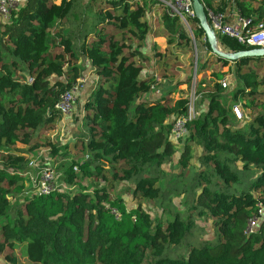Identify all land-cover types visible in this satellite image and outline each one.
Listing matches in <instances>:
<instances>
[{"label":"trees","instance_id":"trees-1","mask_svg":"<svg viewBox=\"0 0 264 264\" xmlns=\"http://www.w3.org/2000/svg\"><path fill=\"white\" fill-rule=\"evenodd\" d=\"M202 3L216 12H236L251 24L264 23V0ZM144 4L25 0L0 26V258L8 264H18L16 245H25L30 264H264V92L259 89L264 57L231 62L216 56L222 68L233 63L235 86L222 93L224 73L213 71L207 109L188 123L189 142L178 161L182 169L176 177H184L195 169L190 148L199 147L191 191L221 242L173 259L171 249L186 239L192 221L180 216L162 221L141 202H126L125 194L132 202L164 197L156 185L166 178L163 166L175 152L172 119L185 115L189 101L171 94L139 101L155 84L154 77H141L140 49L151 33ZM193 23L191 37L178 19L164 16L167 44L190 49L204 41L210 49L198 19ZM219 43L230 53L254 49L228 36ZM81 60L89 62L96 80L83 105V132L71 147L84 159L64 163L61 182L75 189L30 194L25 155L47 147L52 156L68 158L46 135L60 120L61 97L81 77ZM237 105L250 111L244 126L233 112ZM245 179L253 181L241 195L228 191ZM182 189L170 199L183 195ZM254 219L259 225L248 232Z\"/></svg>","mask_w":264,"mask_h":264},{"label":"rangeland","instance_id":"rangeland-1","mask_svg":"<svg viewBox=\"0 0 264 264\" xmlns=\"http://www.w3.org/2000/svg\"><path fill=\"white\" fill-rule=\"evenodd\" d=\"M102 1L104 2V0ZM213 2L214 5L215 1ZM8 17V13L3 14L2 12H0V26L8 20ZM194 27L196 26L194 25ZM157 29L159 31H157L156 35L162 36L165 39V41L162 42L163 44L155 45L161 46L159 48L165 51V53H160L157 56V72L161 78L166 79V85H176L175 88L172 89V93L170 92V94H174L171 98H173L174 100H177L180 97L194 99V97L196 96V108L198 109L199 114L202 113L203 108L201 107L204 103V100H206L205 94L212 91L209 86V83L211 84L214 81L212 79V73L213 71H216L218 69H222L224 73V76L220 80V84H222L221 82L223 81L227 83V88H223L221 85V92L226 93V95H228L232 88H234L235 78L232 74L233 63L230 62L229 66L222 68L221 65L217 63V58L213 54L211 48L208 49L204 45V41L193 43L190 49L167 44L166 37L168 33L167 29H165L162 24V20L158 21ZM216 45L222 47V50L219 51L229 52L219 43V38L216 39ZM263 74L264 69L262 71V75ZM259 89L261 92H264V86H261ZM79 98L80 97H77L76 102L74 104V109H72L71 112V118L75 126L71 129L72 134H74L75 132L76 134L79 133L80 124L83 116L85 115V113L84 115H82V110H84L83 106H81L82 103H80V105L77 103V100H79ZM84 102L85 101L83 100V103ZM249 112V110L242 111L243 118L242 120L238 121L240 125H245V120ZM53 130L48 131L46 135L52 142L53 140L51 137L48 136V134ZM72 134H69V136ZM188 142L189 132L183 140L176 144L173 143L174 150L175 147L179 146L176 149L177 153L175 151L172 154L171 162L169 164H166L163 168L164 172L167 174L166 178L161 180L160 183H157L156 185L161 188L162 192L165 193L164 197L161 200L141 201L140 199H136L132 202L128 194L124 195L128 204L137 205L141 202L143 208L146 209L152 217L159 218L160 220L162 219V221H170L174 219L175 216H180L181 219L186 222L192 221L193 224L189 230V235L179 246H175L171 249L169 257L173 259L186 256L187 252L190 251L193 247H202L204 243L209 245V247H214L215 245L221 242L218 230L212 225V222L208 220L207 216L204 213H201L202 205L198 204L197 202L198 196L197 198H194V195L191 191L192 185H194L195 183L192 178L194 177V174L198 169V164H196V161L197 156L199 155V147L196 146V144L190 148L192 158L189 163L195 169H191L190 171L188 169V172H186L184 177H176L181 173L182 166L178 163V161L180 160V157H182V152L185 150V145H187ZM18 146L21 147L23 145L18 144ZM179 151L180 153H178ZM68 153V158L73 157V160L79 161L84 159L83 154H79L78 151L75 150L73 151V149H71L70 147ZM51 156L52 155L50 149L47 147H43L40 150L33 152L32 154L25 155L24 157L26 160V164L30 161H38L41 164H49ZM57 163L58 166L56 173L58 174V180L61 182L63 180L64 172L67 168L68 162H63L60 164V162L57 161ZM252 181H248L247 179H245L240 185L232 186L228 191L230 193H234L235 195H241L244 191L249 189V185L252 183ZM87 184L92 185L91 187H93L94 185L91 181H87ZM117 188L118 186L114 188V191L112 192L113 194L117 193ZM180 188H185L182 189V191H184L183 195L170 199V196L174 194L175 189ZM262 215L264 216V210L262 212ZM258 225L259 220L255 224L253 229H255ZM14 254L18 258V264H30L26 256L25 245H16ZM0 264L8 263L4 260V258H0Z\"/></svg>","mask_w":264,"mask_h":264},{"label":"built area","instance_id":"built-area-1","mask_svg":"<svg viewBox=\"0 0 264 264\" xmlns=\"http://www.w3.org/2000/svg\"><path fill=\"white\" fill-rule=\"evenodd\" d=\"M200 1L202 2V0ZM24 3L25 0H0V12L7 14L10 9ZM143 7L145 14L144 18L148 22L151 32L157 30L156 25L158 21L162 20L164 16H168L172 19H178L186 32L193 37L194 25L192 24H194L193 21L197 17L192 0H145ZM205 11H207V16L210 21L209 26L216 39L221 36H228L236 39L240 44L247 47L264 49V23L251 24L250 20L240 17L236 12L228 14L227 10L225 12H216L214 9L205 8ZM152 77L155 78V84H157L159 79L156 76ZM221 83L223 88H227V83L225 81ZM155 84L152 87V91L156 89ZM81 88V82L78 81L73 89L69 90L61 97L56 107L62 116H69L71 114L76 94ZM196 100V96L194 99L190 98L185 115L177 116L172 119V128L169 136L172 144L180 142L187 136L189 132L188 123L196 119L199 115V111L195 105ZM233 112L238 120L242 119L243 113L239 105L233 108ZM54 163L41 164L38 161H30L26 164L24 178L26 181V188L30 194L50 195L55 190L71 192L75 189V186L58 180V174L56 173L57 164ZM258 220L260 221V219H254L250 223L248 232L254 230L253 228Z\"/></svg>","mask_w":264,"mask_h":264},{"label":"crops","instance_id":"crops-1","mask_svg":"<svg viewBox=\"0 0 264 264\" xmlns=\"http://www.w3.org/2000/svg\"><path fill=\"white\" fill-rule=\"evenodd\" d=\"M56 2L59 3L60 0H58ZM156 27H157V25H156ZM64 28L66 29V26H64ZM157 31H159V30L157 29V30H155V32L150 33L148 39L146 40V42H144L142 48L140 49V52L142 55V56H140L141 57L140 62L144 66L141 77L143 79H146V78H149L152 76H156L159 79V82L157 84H155L156 89L151 91L149 94H146L145 96H143L139 100L142 102H153V101L162 99L165 96H167L168 94H170L172 89H174L176 86V85L172 86L171 84L166 85L165 84L166 79L161 78L158 75V72H157L158 57L157 56L160 53H163V52L165 53V51H163V49L159 48L161 46H155V45L163 44L162 42H164L165 39L162 36H157L156 35ZM159 41H161V42H159ZM80 69H81V77H80L79 81L81 82L82 88L78 90V92L76 94L75 102H76L77 97H80L79 100H77V103L79 105H80V103H82L81 106H83L85 103V102L83 103V100L85 101L86 98L91 94L90 88L92 87L94 80H96V77H95V75H93L92 68H91L88 61L81 60L80 61ZM181 81H183V80H181ZM173 95L174 94H171L170 97H173ZM75 102H74V104H75ZM74 104H73L72 109H74ZM207 105H208V102L206 100H204V103L202 104V107H201V108H203V112L205 111V109H207ZM201 108H199V109H201ZM82 111H83L82 115H84L85 111L84 110H82ZM71 115L72 114H70L69 116H62L61 115L60 120L57 122L54 130L52 129L53 131L49 132V134H48V136L52 138L54 144L61 146L62 148H65V150H62L60 152V154L68 152L69 147L70 148L72 147L76 138L79 137L80 134L83 132L82 123H81L79 133H77V134H76V132L74 134L71 133V129L73 127H75L73 124V120L71 118ZM240 126H242V124ZM69 134H72V135L69 136ZM67 140H69V141H67ZM21 147H24V148H21ZM21 147H19L17 145V148H19L21 150L26 149V147L24 145ZM178 147L179 146L175 147V151ZM176 153H177V151H176ZM178 153H180V151ZM199 153H200V149H199ZM56 157H58V156H56ZM56 157L51 156V159L49 162L54 163V161H55L57 166H58L57 161L60 162V164H61L63 162H71L73 160V157L62 158L61 160H60V158H56ZM164 166H163V168H164ZM237 166L239 169H241V167H242V165L240 163L237 164ZM169 168H170V166H169Z\"/></svg>","mask_w":264,"mask_h":264},{"label":"water","instance_id":"water-1","mask_svg":"<svg viewBox=\"0 0 264 264\" xmlns=\"http://www.w3.org/2000/svg\"><path fill=\"white\" fill-rule=\"evenodd\" d=\"M192 2H193V8H194L196 17L200 24V28L203 29L205 36L207 38V41L209 42L211 50L215 56L221 57L231 62L236 59L242 58V57H247V58L264 57V49H251V50L242 51L238 53H229V52H222V51L217 50L216 49V37L207 22L205 7L203 6L200 0H192Z\"/></svg>","mask_w":264,"mask_h":264},{"label":"bare ground","instance_id":"bare-ground-1","mask_svg":"<svg viewBox=\"0 0 264 264\" xmlns=\"http://www.w3.org/2000/svg\"><path fill=\"white\" fill-rule=\"evenodd\" d=\"M216 49H218V48H217V45H216ZM218 50H220V49H218Z\"/></svg>","mask_w":264,"mask_h":264}]
</instances>
